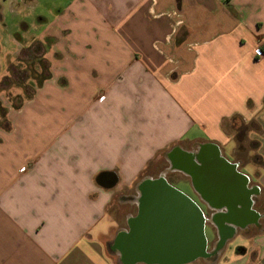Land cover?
I'll use <instances>...</instances> for the list:
<instances>
[{
    "label": "crops",
    "instance_id": "0c3cea01",
    "mask_svg": "<svg viewBox=\"0 0 264 264\" xmlns=\"http://www.w3.org/2000/svg\"><path fill=\"white\" fill-rule=\"evenodd\" d=\"M21 1L0 0V78L35 55L48 77L18 108L0 104V264H124L121 234L138 214L143 179L161 174L199 206L191 173L172 168L175 147L194 164L192 149L211 147L259 192L264 0H68L50 20ZM234 119L253 160L236 155L235 130L223 126ZM175 171L188 192L170 182ZM125 203L135 208L112 235V211ZM255 204L243 224L225 220L211 261L188 263L264 264ZM240 230L250 244L224 256Z\"/></svg>",
    "mask_w": 264,
    "mask_h": 264
},
{
    "label": "water",
    "instance_id": "95a60500",
    "mask_svg": "<svg viewBox=\"0 0 264 264\" xmlns=\"http://www.w3.org/2000/svg\"><path fill=\"white\" fill-rule=\"evenodd\" d=\"M188 158V156H187ZM216 169L207 166L203 174L206 190L215 191L213 181L216 171L233 165L217 155ZM188 158L184 167L191 174L193 164ZM222 169V170H221ZM215 180V179H214ZM142 193L138 214L129 221V231L122 236L124 264L146 261L156 264H185L196 258H204L207 251V238L204 225L206 217L197 203L166 181L163 175L145 178L140 183Z\"/></svg>",
    "mask_w": 264,
    "mask_h": 264
},
{
    "label": "rangeland",
    "instance_id": "374dc122",
    "mask_svg": "<svg viewBox=\"0 0 264 264\" xmlns=\"http://www.w3.org/2000/svg\"><path fill=\"white\" fill-rule=\"evenodd\" d=\"M68 0H34L33 5L29 7L28 10H30L29 14L32 15V17H36L39 13L46 16L49 20L52 19V14L55 11V8L63 6L65 2ZM12 5H16L17 3L22 2L21 0H11ZM8 16V15H7ZM13 69L10 71V73H7L8 76H3L0 78V104L2 105L15 106L20 100L23 99L26 95L30 94L34 86L37 85L38 80L40 77L43 76L42 73V63L41 60L37 58V56H32L30 58H20L19 60H16L15 63H13ZM36 78V79H34ZM30 80V82H28ZM24 86V89L23 87ZM4 113V109L0 110V115L2 112ZM230 124V121H225L223 126L226 132H231L232 128L235 130V135L237 136L238 140V149L236 152V155L242 159V161H249L253 160V156L248 155L246 151V145L243 144L244 141H246L247 135H246V126L243 124L242 121L234 119ZM4 120H1L0 123L2 124ZM250 128H258L255 121H252L251 124L248 126ZM254 143L255 141H251ZM242 143V144H241ZM229 145H227L225 148V156L226 158L230 159L232 158L231 153H229ZM248 155V156H247ZM163 165L168 166V163L163 160ZM241 170L243 171H249L251 170V164H248L245 167H242ZM168 177L170 179V182H172L175 186L178 188L189 191L188 186L186 185V181L183 180L186 177L181 172H169ZM183 178V179H182ZM130 207V208H129ZM134 209L135 206L130 205L128 206V203L123 204L120 207L113 209V216L116 218L118 222H116L115 228L113 229L112 235L115 234V230L117 228H120L122 225H124V213L125 211H128L129 209ZM258 212H261L260 219L258 220L257 227L261 228L264 227V184L260 185L259 189V195L256 199V204L254 206ZM112 209V208H111ZM206 217V230L205 235L207 238V251L213 250V248L216 245V239H217V232L216 227L210 222V216L208 214H205ZM253 232H255L254 229H252ZM240 232V233H239ZM250 233V232H248ZM247 232L244 233L241 230L237 231V234L227 242L226 249L224 252V256L231 257L236 254L237 247L239 246H247L250 244L249 238L245 235H249ZM107 243V242H106ZM105 243V244H106ZM106 248L109 252H111L109 244H106ZM223 249V248H222ZM214 257L212 256L209 259H205L206 261H211ZM205 260L199 259L195 260L193 263L188 264H208Z\"/></svg>",
    "mask_w": 264,
    "mask_h": 264
},
{
    "label": "flooded vegetation",
    "instance_id": "af4514ba",
    "mask_svg": "<svg viewBox=\"0 0 264 264\" xmlns=\"http://www.w3.org/2000/svg\"><path fill=\"white\" fill-rule=\"evenodd\" d=\"M173 154H175L174 157L179 165H182L183 167L188 165V158H185L182 154H176V147L174 148ZM191 154L194 161H196L195 164L192 163L193 174H191V179L195 186L198 189H201L199 194L200 209L204 214L209 215L212 212L216 213L213 220L220 229L221 237H226L227 226L225 220L232 221L236 224H243L248 220L247 215L249 205L255 204V198L259 192L257 190L256 193V191H254L255 188L253 187L249 188L245 178L240 173L236 172L238 175H232L229 171L230 169L226 167H221L223 169H221L222 171H216V176L214 177L215 180L213 179V181L216 183V186L214 187H217V189L215 191L206 190L205 186L207 184L209 186V183L206 182L203 171L207 166L214 169L219 166L216 159V152L211 147L201 144L192 149ZM215 217L216 219H214ZM258 217H263V215L261 216L259 214ZM222 227L224 228L223 231H221ZM115 244L116 241L114 240L112 247H114ZM211 257L212 254L209 252L204 258L209 259Z\"/></svg>",
    "mask_w": 264,
    "mask_h": 264
},
{
    "label": "bare ground",
    "instance_id": "6f19581e",
    "mask_svg": "<svg viewBox=\"0 0 264 264\" xmlns=\"http://www.w3.org/2000/svg\"><path fill=\"white\" fill-rule=\"evenodd\" d=\"M176 154H177V152H176ZM174 155H175V154H173V155L170 157V158H171V161H172V164H173V165H172V168L183 169V170H185V168H184L182 165H179V164L176 162V159H175ZM139 188H141V190H142L141 185H140ZM214 219H216V217H215ZM223 229H224V228L222 227L221 231H223ZM222 242H223V237H222V239H221L219 242H217V244H216V248H215L213 251L210 252V253L212 254V256H214V255H215V251H216L217 249H219V247H221Z\"/></svg>",
    "mask_w": 264,
    "mask_h": 264
},
{
    "label": "trees",
    "instance_id": "16d2710c",
    "mask_svg": "<svg viewBox=\"0 0 264 264\" xmlns=\"http://www.w3.org/2000/svg\"><path fill=\"white\" fill-rule=\"evenodd\" d=\"M41 63H42V68H43V70L46 71L47 66H46L45 62L42 61V59H41ZM44 71H42V73H43L42 78H46V77H48V73H45ZM40 83H41V80L38 81V84H40ZM22 87H23V89H24V86H22ZM26 96H29V94L26 95ZM19 106H20V104L18 103V104H16L14 107H15V108H18ZM0 110H3L1 106H0ZM1 112H2V111H1ZM2 113H3V112H2Z\"/></svg>",
    "mask_w": 264,
    "mask_h": 264
}]
</instances>
